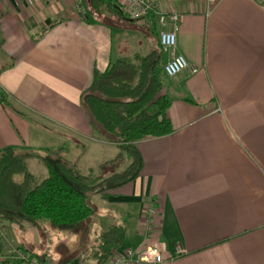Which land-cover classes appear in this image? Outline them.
Masks as SVG:
<instances>
[{
	"label": "crops",
	"instance_id": "crops-1",
	"mask_svg": "<svg viewBox=\"0 0 264 264\" xmlns=\"http://www.w3.org/2000/svg\"><path fill=\"white\" fill-rule=\"evenodd\" d=\"M86 1L0 0V86L8 95V105L0 103V147L60 148L79 171V158L53 137L72 139L79 155L91 141L102 152L97 162L117 151L94 134L79 103L92 69L158 41L156 22L99 14ZM159 1L182 13L176 50L197 71L166 76L171 131L136 140L138 175L91 193L89 204L93 213L117 207L114 218L105 209L102 230L121 224V246L154 245L160 264H264V7L257 0ZM148 201L155 212L144 236ZM4 227L0 218V254L28 249L8 241Z\"/></svg>",
	"mask_w": 264,
	"mask_h": 264
},
{
	"label": "trees",
	"instance_id": "trees-1",
	"mask_svg": "<svg viewBox=\"0 0 264 264\" xmlns=\"http://www.w3.org/2000/svg\"><path fill=\"white\" fill-rule=\"evenodd\" d=\"M90 9L114 12L125 17L117 0H87ZM127 18V17H125ZM160 48L131 56H117L103 69H92L89 84L79 94V103L94 134L114 143L117 151L100 166L128 162L106 175L84 174L52 146L27 144L0 147V218L18 225H34L45 219L50 227L72 230L93 212L87 202L91 193H102L138 175L143 158L135 141L171 131L166 114L170 96L161 91L166 78ZM0 103L8 105V95L0 86ZM37 158L46 175L36 180L26 159ZM124 227L112 223L98 235L87 264H104L121 246ZM1 245V244H0ZM3 264L19 261L0 259Z\"/></svg>",
	"mask_w": 264,
	"mask_h": 264
},
{
	"label": "rangeland",
	"instance_id": "rangeland-1",
	"mask_svg": "<svg viewBox=\"0 0 264 264\" xmlns=\"http://www.w3.org/2000/svg\"><path fill=\"white\" fill-rule=\"evenodd\" d=\"M151 47L159 48L158 41L155 40ZM162 58L163 56L161 59ZM215 110L218 111L217 108ZM53 139V142L60 141L61 144H64V146L69 149V155L71 154L70 156L73 157V159L79 158V169L85 174L103 176L122 168L128 162V158L125 156L119 165L102 167L100 166L101 162H97L98 157L102 155V152L97 156V154L93 152V150L97 149L91 141L85 143V152L82 155H79L76 148L73 146L72 139L63 138L59 140L56 137H53ZM26 166L36 180H39L46 175L44 165L37 158L26 160ZM91 195L92 194H89L87 196L88 203L93 201ZM112 206L102 207L99 212H92L91 215L78 224L76 229L72 230L50 227L45 219L38 220L34 225L28 223L18 225L17 222L9 221L5 218H3V222L5 223L3 229L6 237L9 238L8 241L17 244L22 243L27 246L28 249L23 250L27 251L30 259L39 264H67L75 258L80 257L81 261H88L94 248V244L98 239V235L102 231V219L106 217L105 209L109 211L110 216H113V218L118 216V208ZM16 248L22 249L21 247ZM9 252L0 254V259Z\"/></svg>",
	"mask_w": 264,
	"mask_h": 264
},
{
	"label": "built area",
	"instance_id": "built-area-1",
	"mask_svg": "<svg viewBox=\"0 0 264 264\" xmlns=\"http://www.w3.org/2000/svg\"><path fill=\"white\" fill-rule=\"evenodd\" d=\"M264 7V0H257ZM118 10L129 20L139 24L157 23V39L160 50L165 54L162 70L167 77H172L182 69L194 73L197 67L188 62L185 56L176 50V31L182 17L178 10L163 8L159 0H117ZM155 207L151 202L144 206L141 230L144 236L152 229L151 216ZM175 252L181 253L182 248L175 246ZM7 261H19L20 264H39L30 259L27 251L13 248L8 254L2 256ZM162 254L151 244H144L140 248L132 249L129 246H119L104 264H160Z\"/></svg>",
	"mask_w": 264,
	"mask_h": 264
}]
</instances>
